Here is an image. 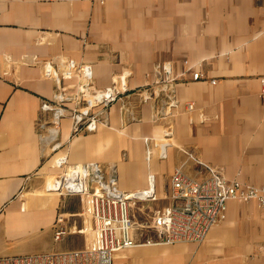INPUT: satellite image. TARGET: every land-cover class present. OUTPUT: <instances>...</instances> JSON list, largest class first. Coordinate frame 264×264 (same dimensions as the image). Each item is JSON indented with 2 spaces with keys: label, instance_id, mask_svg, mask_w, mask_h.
Instances as JSON below:
<instances>
[{
  "label": "crops",
  "instance_id": "obj_1",
  "mask_svg": "<svg viewBox=\"0 0 264 264\" xmlns=\"http://www.w3.org/2000/svg\"><path fill=\"white\" fill-rule=\"evenodd\" d=\"M34 57L89 64L98 88L129 70L128 91L93 132L73 133L68 104L52 141V113L41 105L55 82ZM165 64L176 79L144 99ZM262 76L264 0H0V258L84 247L77 233L54 239L58 215L74 213L73 197L45 189L63 155L71 165L115 166L124 191L149 188L152 175L159 200L176 169L203 180L211 167L264 184ZM75 84L64 82L68 92ZM171 91L177 104L168 107ZM162 139L166 158L155 145ZM133 236L138 245L116 253L115 264H264V211L252 202L229 201L201 245L146 243L160 237L138 228Z\"/></svg>",
  "mask_w": 264,
  "mask_h": 264
},
{
  "label": "built area",
  "instance_id": "obj_2",
  "mask_svg": "<svg viewBox=\"0 0 264 264\" xmlns=\"http://www.w3.org/2000/svg\"><path fill=\"white\" fill-rule=\"evenodd\" d=\"M32 62L39 66L43 77L55 82L52 101H44L41 105L43 112L52 113V141L57 136L61 118L66 115L68 104L74 105L71 114L73 133L93 132L99 124L105 122L103 113L108 107L128 91L129 70L116 74L109 87L98 88L93 81L92 67L89 64L73 60L55 63L52 60H39L37 57H34ZM184 64L190 69L188 60H185ZM159 68L160 65H155L152 73H158ZM162 68L165 72L164 78L161 83L159 80L155 81L158 83L157 87L142 89L144 99L157 98L160 91L176 79L168 64ZM202 77L201 72L193 71L194 80ZM70 79L76 81L72 92H68L64 86V82ZM211 83L215 84L216 80ZM260 85L261 94L264 95V76L260 78ZM170 93L172 97L168 107H173L177 100L173 91ZM187 106L190 111L195 108L194 103ZM168 144L166 139L155 143L162 158L167 157ZM58 147L59 143L56 142L54 148ZM54 167L61 169V172L48 179L46 191L62 197H80L82 204L81 212H63L58 215L54 239L61 242L70 233L82 234L84 247L2 257L0 264H115L116 253L138 245L133 236L137 226L132 205L136 202H167L153 210L151 223L147 226L160 239L148 240L146 243L163 245L203 244L210 230L227 218L229 201L252 202L264 211V184H253L238 178L228 179L211 167H208L209 174L203 180L195 179L176 169L171 177L170 189L161 200L156 196L152 175L149 188L124 191L117 185L115 166L106 170L96 162L71 165L63 155L55 159Z\"/></svg>",
  "mask_w": 264,
  "mask_h": 264
},
{
  "label": "rangeland",
  "instance_id": "obj_3",
  "mask_svg": "<svg viewBox=\"0 0 264 264\" xmlns=\"http://www.w3.org/2000/svg\"><path fill=\"white\" fill-rule=\"evenodd\" d=\"M72 201H73L72 202V205H73L72 210L74 211V213H77L76 211H78L80 206H82L80 197H73ZM165 204H167V202L163 201V200L162 201H155V202L141 201V202H136L135 204H133L132 205V213L134 215V220H135L137 228L144 230V231L154 232L152 229L147 228V226L151 223L153 210L160 207V206H163ZM81 211L82 210H80L78 212H81ZM142 226H144L145 228H142ZM80 235L82 236V239L84 240V235H82V234H80Z\"/></svg>",
  "mask_w": 264,
  "mask_h": 264
}]
</instances>
